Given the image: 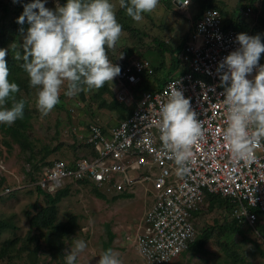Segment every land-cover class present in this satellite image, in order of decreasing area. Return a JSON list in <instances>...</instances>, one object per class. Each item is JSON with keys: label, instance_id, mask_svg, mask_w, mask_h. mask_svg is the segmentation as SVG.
<instances>
[{"label": "built area", "instance_id": "built-area-1", "mask_svg": "<svg viewBox=\"0 0 264 264\" xmlns=\"http://www.w3.org/2000/svg\"><path fill=\"white\" fill-rule=\"evenodd\" d=\"M188 3L181 0L178 7L185 9ZM249 12L247 7L245 13ZM238 34L225 27L216 8L203 10L180 53L186 67L156 89L139 87L143 77L152 73L149 60L125 53L114 59L107 54L121 68L108 83L115 98L130 109L110 127L89 122L86 135H81L88 144L87 153L72 163L54 160L43 169L38 185L53 191L67 181H87L108 196L135 193L140 185L148 206L133 235L125 238L138 249L144 264H169L187 248L195 235L193 213L206 191L229 198L232 215L253 225L259 213L264 215V141L246 162L232 158L223 138L227 124L220 76L227 69L218 71V66L240 47ZM259 65H264L261 59ZM256 72L254 68L247 78L253 79ZM175 86L189 99L203 132L183 176L177 175V165L163 149L158 127L160 105ZM133 168L141 170L133 173Z\"/></svg>", "mask_w": 264, "mask_h": 264}, {"label": "clouds", "instance_id": "clouds-1", "mask_svg": "<svg viewBox=\"0 0 264 264\" xmlns=\"http://www.w3.org/2000/svg\"><path fill=\"white\" fill-rule=\"evenodd\" d=\"M173 2L178 7L181 0ZM158 3L159 0H119L120 7L134 21H140L144 13L153 12ZM247 7L251 12H244L245 15L254 11L253 7ZM25 18L30 26L23 43L13 44L11 48L16 60L23 59L21 67L29 77L30 87L36 90V106L42 115H48L60 102V90L65 82L68 89L65 94L71 96L102 88L121 73L120 66L114 65L107 55V49L115 48L122 34V25L110 0H67L63 6L57 4L54 11L46 8L42 0H34L24 5L17 23L23 25ZM236 39L240 47L218 66V71L227 69L220 76L227 124L223 138L232 158L247 162L253 159L254 148L264 141V65H259L264 43L260 35L240 33ZM7 53L8 49H0V123L11 125L23 118L26 102L17 101L15 94L20 91L19 86L9 82ZM254 68L256 75L248 79ZM151 75L143 79L146 77L148 83ZM9 102L10 108L6 106ZM158 114L162 147L177 165V175L183 176L189 171L187 165L193 157V146L203 135L201 122L191 110L189 99L176 86L160 105ZM81 135L80 142L84 141ZM131 194L133 197L134 193ZM85 248V241L76 240L74 248L66 253V264H75L77 254ZM98 264L121 262L112 249H107Z\"/></svg>", "mask_w": 264, "mask_h": 264}, {"label": "rangeland", "instance_id": "rangeland-1", "mask_svg": "<svg viewBox=\"0 0 264 264\" xmlns=\"http://www.w3.org/2000/svg\"><path fill=\"white\" fill-rule=\"evenodd\" d=\"M21 1L18 0L17 3H11V8L18 9L20 7L18 3ZM173 1V6L168 8L166 0H159L157 8L153 12L144 13L140 21H134L131 17L127 16L126 10L120 7L119 0H110L114 5L116 19L122 25V34L114 49L121 48L123 45L134 47L143 45V48H147L149 51H157L155 39L164 40L172 47L178 46L180 41L188 36L190 27L194 22L192 21V16L197 9V2L190 0V5L188 6L189 11H186V8L178 9ZM218 1L225 13L223 17L224 22H226L227 17L235 14H240L249 23L256 22L261 12L264 17V11L262 10L263 0H255L253 5L254 11L249 15H245L244 12L246 11V4L250 0ZM42 2L46 8L53 11L57 4H59L57 0H42ZM257 6L260 10L259 13L256 10ZM34 11H38V9ZM125 22L130 24L132 31L124 26ZM259 26L261 31L262 29L264 31V27H261L260 24ZM26 32L24 30L23 33L20 32L16 35L9 42V46L22 44L23 36L26 35ZM12 52L14 54V51ZM134 53L139 57H146L150 61H155L154 59L157 57L149 54V52L148 55L150 57L144 54H138L136 51ZM169 63L170 55L169 53H165L166 66ZM173 74L177 75L178 71H175ZM166 76L167 73L165 72L162 79L165 80ZM110 84L112 85V83ZM159 84L160 86L163 85L161 81ZM148 86H156V81L153 76L149 77ZM140 88L142 87L140 86ZM35 91L34 88L30 87L29 82L28 93L25 91L21 92L26 102L25 109L30 113V118L27 121L30 127L26 129V133L29 135V140L33 145L32 152L39 157L44 155L45 147H59L57 153H51L45 159H53L58 154H62L63 156L68 155L70 157L81 155L85 149L77 145L76 140L78 142L81 139L79 135L86 130L89 122L98 121L104 126L110 127L125 112L118 104L112 103V95L101 93L100 98H98L97 94L99 92L97 89L84 90L83 95L80 92L71 96L66 95L65 93L68 89L67 82H65V85L60 90V102L45 116L42 115L36 106ZM125 108L129 110L130 106L127 105ZM28 155V150L21 149L10 135L0 130V176H4L6 184L9 185H5V187L9 188V191H6L4 189L5 187L3 188L4 185L0 188V214L4 216L14 213L15 218L13 220L17 225L15 232H4L2 234L0 245L6 238L11 239L17 236H24L28 229L27 216H25L24 210L29 208L36 200L39 205L43 204L42 199H37L35 193L29 194L25 189L26 185L23 184L25 182L24 179L27 177L26 172L30 168V164L27 162ZM140 170L139 168H133L130 171L137 173ZM149 171L151 174L155 172L154 170ZM146 185L148 186L149 183H146ZM8 193L13 194L8 197ZM147 206V199L143 196L140 185L136 186L133 197L111 200L110 197H107V199L97 198L90 193L88 188L73 183L68 195L58 204V217L64 220L68 214L78 216L83 235L81 234L73 240L68 246V251L74 248V242L76 240L85 241L86 248L77 254L75 264H98V260L102 255V245L107 242L106 226L114 233L115 237L112 240L111 249L117 254V258L121 264H144L138 249L130 241L126 240L125 236L126 234L133 235L136 230V223L142 218ZM220 216L218 210L208 211L197 222L199 226H206L213 223L214 217L219 218ZM261 217L263 221L262 224L259 223L260 227L258 228L260 235L264 233V215H261ZM86 234L87 236H85ZM249 247L250 243L248 242L243 246L246 251ZM205 248V253H195L192 251L182 253L173 259L170 264L223 263L225 254L216 244L213 236ZM41 254V260H46L45 262L47 264H62L50 259L48 253L44 250ZM249 257L251 258L252 264H264V259L254 258L255 256ZM8 263V261L0 260V264ZM20 263L22 264L23 262Z\"/></svg>", "mask_w": 264, "mask_h": 264}, {"label": "trees", "instance_id": "trees-1", "mask_svg": "<svg viewBox=\"0 0 264 264\" xmlns=\"http://www.w3.org/2000/svg\"><path fill=\"white\" fill-rule=\"evenodd\" d=\"M60 6L67 3V0H57ZM197 2V9L194 12L192 21H196L202 14L203 10L212 7L216 8L220 13L222 18L225 13L221 8L218 0H195ZM262 1V0H261ZM260 1V2H261ZM34 0H22L19 4L18 9H12L11 3L13 0H0V49H8L6 56L7 65L9 67V82H14L19 86L20 91L16 93L17 101L23 99L22 91L28 93L29 77L24 69L21 67L23 64V59L16 60L14 58L13 49L9 42L12 41L21 32V29L26 30L30 26L25 18V23L23 25L17 23L18 17H20L24 12V5L33 3ZM255 0H250L245 7H253ZM168 8L173 6L172 0H166ZM175 5V4H174ZM186 11L188 10V6ZM36 10V9H34ZM258 11V6L257 9ZM262 10L264 11V0L262 1ZM11 11V13H10ZM260 12V11H259ZM227 17V16H226ZM193 22V23H194ZM224 22V20H223ZM225 27H231L239 33H245L250 36L260 35L261 42L264 43V31L259 28L264 27V17L263 13L256 19V22L249 23L240 14L232 15L227 17L226 22H224ZM124 26L128 30L132 31L130 24L124 23ZM193 24L191 25V27ZM190 27V30H191ZM190 32V31H189ZM263 32V33H262ZM188 36H186L187 38ZM185 38V39H186ZM185 39L180 41L178 46L172 47L168 42L164 40L155 39L157 44V51H149L147 48L123 45L121 48L117 49H107V54L111 58H117L120 53H125L127 56H137L134 52L138 54H144L150 57L149 54L157 56L154 60L150 61L152 67V75L156 81V86L160 87V81L163 74L166 72L167 76L172 75L175 71L183 68V61L181 60L180 53L182 47L185 43ZM165 53L170 55V63L166 66L165 64ZM128 58V57H126ZM146 58V57H145ZM148 59V58H146ZM260 59L264 62V53L261 54ZM186 67V65L184 66ZM140 86L144 89L149 88L147 83V78L143 79ZM139 86V87H140ZM98 90V98L100 94L107 93L112 95L111 101L113 104H118L126 114V106L119 102L111 89L110 84L107 82L102 88ZM83 95V91H80ZM96 96V95H95ZM24 100V99H23ZM25 101V100H24ZM7 107H11L9 102ZM30 118V113L27 109H24V114L22 119H17L11 125L6 123H0V130H3L5 134L10 135L16 143L23 150H28L29 155L27 156V162L30 164V168L26 172V179H24L25 189L29 194L35 193L37 199L40 198L43 201L42 205H39L38 201H34L29 208L24 210L25 216H27L28 229L24 236L6 238L0 245V260L8 261V264H47L46 260H41V252L44 250L48 253L50 259L58 261L59 263L66 264L65 256L69 249V245L73 240L83 233L81 230V225L78 216L75 214H68L67 218L62 220L58 217V204L59 202L69 193L70 187L73 183H77L89 189L90 193L97 198L107 199L110 197L111 200H116L118 198H130L131 193H119L112 196H108L99 190L95 185H91L87 181H67L63 187H60L53 191H48L43 189L38 185V180L43 173V169L50 166L54 160H65L68 163H72L77 157H70L68 155L58 154L53 159H45L51 153H57L59 150L58 146L46 148L45 153L42 156L37 157L33 150L32 142L29 140V135L26 133V129L30 127L27 121ZM101 123V122H100ZM102 124V123H101ZM104 126V125H103ZM106 128V126H105ZM86 130L82 133L86 135ZM77 145L84 148L86 153L88 144L85 141L77 142ZM6 184V179L4 176H0V188ZM9 186V185H8ZM4 189H8L5 187ZM13 193H8V197ZM32 208V209H30ZM233 203L227 197H222L217 194H213L206 191L203 198L201 206L193 213V222L195 226V235L193 239L188 243V246L180 254L186 252L195 253H205L206 244L213 236L216 244L225 254V259L222 264H252L251 258L249 256H255L254 258L264 259V241L262 240L264 233L259 232L260 224H262V217L259 213L258 219L253 225L247 223V221H239L232 215ZM218 210L220 212V217H214L213 223L206 226H199L197 220L200 219L206 212ZM15 214H0V239L4 232H15L17 230V225L14 222ZM83 235V234H82ZM87 236V234L85 235ZM106 236L107 242L102 245V253L107 249H111V243L114 239V233L106 226ZM250 243V247L246 251L243 246L245 243ZM180 254L178 256H180ZM175 259V258H174ZM171 263V262H170ZM169 263V264H170Z\"/></svg>", "mask_w": 264, "mask_h": 264}, {"label": "water", "instance_id": "water-1", "mask_svg": "<svg viewBox=\"0 0 264 264\" xmlns=\"http://www.w3.org/2000/svg\"><path fill=\"white\" fill-rule=\"evenodd\" d=\"M175 2H176V3H178V2H179V0H175Z\"/></svg>", "mask_w": 264, "mask_h": 264}]
</instances>
